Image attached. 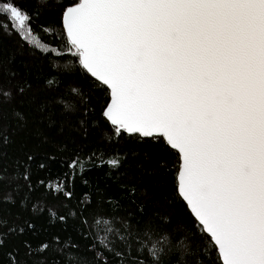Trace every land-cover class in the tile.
<instances>
[{"label": "snow or ice", "instance_id": "1", "mask_svg": "<svg viewBox=\"0 0 264 264\" xmlns=\"http://www.w3.org/2000/svg\"><path fill=\"white\" fill-rule=\"evenodd\" d=\"M53 2L60 38L96 89L111 135L137 137L174 158L173 195L186 206L201 245L192 264H264V0ZM42 13L39 6L29 13L18 0H0V32L60 56L33 32ZM7 143L0 134V152ZM78 164L87 170L78 160L68 168L76 171ZM53 191L67 200L73 196L67 183ZM15 232L0 217V247ZM115 235L89 246L94 264H165L183 240L172 244L165 235L153 241L147 231L142 239L119 230ZM25 247L23 264H29L27 257L49 244ZM145 253L150 260L142 258ZM18 255L8 253L9 264H21Z\"/></svg>", "mask_w": 264, "mask_h": 264}, {"label": "trees", "instance_id": "2", "mask_svg": "<svg viewBox=\"0 0 264 264\" xmlns=\"http://www.w3.org/2000/svg\"><path fill=\"white\" fill-rule=\"evenodd\" d=\"M18 2L29 13L43 9L33 32L61 55L42 53L17 35L0 32V90L10 94L0 95V134L8 138L0 152V217L16 226L0 247V264H9L8 253L17 250L23 264L25 242L33 250L49 244L39 256H28L29 264H94L89 246H98L106 235L116 240V230L141 239L147 231L153 241L166 235L172 244L183 238L165 264H184L185 258L192 264L201 245L186 206L173 195L174 158L137 137H113L100 118L96 89L82 78L60 38L59 8L53 0ZM72 160L87 170L79 164L70 170ZM64 183L73 192L70 200L53 191ZM142 258L151 259L146 253Z\"/></svg>", "mask_w": 264, "mask_h": 264}]
</instances>
